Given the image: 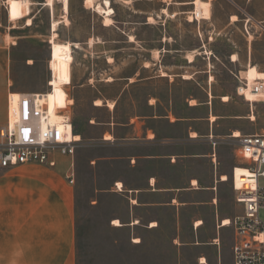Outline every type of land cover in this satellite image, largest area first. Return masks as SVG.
Returning a JSON list of instances; mask_svg holds the SVG:
<instances>
[{"label": "rangeland", "instance_id": "obj_1", "mask_svg": "<svg viewBox=\"0 0 264 264\" xmlns=\"http://www.w3.org/2000/svg\"><path fill=\"white\" fill-rule=\"evenodd\" d=\"M16 1L26 4L27 9L21 11L18 19L24 18L15 23V31L10 38L14 42L11 53V74L16 87L14 93L46 92V104L50 107V87L47 88V82L50 81L48 61L52 21L59 22L55 41L68 44L72 54L70 81L63 84L67 85L65 88L62 87L71 103L68 109L74 131L79 135L73 157L74 183L66 185L64 182L65 189L72 195L75 205L76 264H198L197 259L200 256H204L206 264H232V226L219 229L215 226L223 218L231 219L242 211V204L235 200L231 173L233 167L240 166L241 159L235 151L236 141L229 136L236 130L240 134L264 132V95H259L252 103L246 101L235 91L237 81L234 75L240 74L243 78L240 72L249 63L264 72V36L253 43L250 58L248 47L246 49L244 37L240 32L241 29L245 32L241 28L243 22H238V29L231 25L225 26L227 14L234 6L226 0H209L212 3L214 19L220 26V35L208 46L211 55L210 83L206 81L207 74L192 78L185 74L183 78L189 76L191 79L178 77L169 87L166 82L152 85L150 78H143V83L139 84L142 78L134 73L141 63L140 51H136L134 45L124 42L101 43L104 39L122 40L124 35L110 25L112 20L108 24L109 27H104L103 16L89 7L85 0H68L67 12H64L61 0H52L51 4H47V0ZM38 2H43V6L37 4ZM191 15L179 16L175 35L180 39L184 37L189 40L190 46L194 48L199 41V26L195 20H188ZM27 17L31 19L28 26L25 25ZM241 17L240 15V19ZM115 18L128 20L130 24L127 28L130 29V34L134 33L135 28L140 31V24L136 22H140L141 17L135 16L126 8L116 7ZM148 21L153 22V18ZM155 35L156 31L150 27L144 34L147 38ZM104 51L115 54V61L108 63L104 58ZM232 53L237 55V61L233 63L229 59ZM189 57L192 59V55H188V59ZM206 69V60L201 56L192 62L191 73ZM111 78L114 81L108 82ZM204 89H210V116H217L213 123V134L218 139L217 174L225 173L228 177L227 181L221 182L218 179L216 183L215 205H207L212 202L213 192L203 189L195 193V198L202 194L198 198V204L204 205L183 208L177 221L175 215L167 211L162 215L159 227L153 230L128 225L113 226L111 223L114 219L124 223L129 204L128 199L111 191L113 181L125 177L128 183L133 184L145 171H136L130 168L128 159L118 158L120 155H133V147L107 143L105 140L111 138L108 134L104 135L103 140L104 132L102 128L96 127L94 122L106 118V109L94 110L93 101L96 99L95 105V102L100 100L97 98L115 97L123 90L125 96L120 105L119 119L129 121L130 117L136 115L150 116L151 108L148 104L151 102V95H157L160 100L157 112L160 115L165 116L167 108L170 107L176 116L189 118L188 122H177L173 125L168 124V119H162L157 125L163 134L181 139L184 135L188 137V131L193 129L198 134L208 132L209 108L205 104L208 94ZM188 100H193L192 106L188 104ZM107 105L113 108L114 103L108 102ZM250 114L254 115V120L248 118ZM151 125L150 117L146 118L143 126ZM117 134L134 136L135 133L133 129H122ZM196 144L194 151H200L205 145ZM204 149L210 152L209 145ZM56 158V166L67 170L68 157L57 155ZM198 162L199 165L191 163L189 169L208 176L210 171L206 161ZM6 170L1 168L0 174L7 172ZM208 184L209 182H201L198 186L204 187ZM214 209L217 210V217ZM194 213H197L202 221L196 231L190 222ZM262 215L263 212L260 211V216ZM214 238L218 240V245L211 244ZM133 239L138 241L134 242ZM196 240L198 243L195 244Z\"/></svg>", "mask_w": 264, "mask_h": 264}, {"label": "crops", "instance_id": "obj_2", "mask_svg": "<svg viewBox=\"0 0 264 264\" xmlns=\"http://www.w3.org/2000/svg\"><path fill=\"white\" fill-rule=\"evenodd\" d=\"M102 1L95 0V2ZM109 1L114 9L111 20L116 22L115 24H120L115 25L111 22L110 25L122 33L124 39H104L101 43L124 42L134 45L136 51L141 53L140 66L134 73L142 78L140 81L143 78H150L152 85L166 82L169 87L178 77L183 78L185 74L190 75L191 78L199 74H207V83L208 78H212L209 69L211 55L208 46L220 35V26L214 19L211 1L203 0L209 3V17L195 20L199 26V41L194 48L190 46L189 40H185L184 37L181 40L175 35V25L179 16L189 14L193 16L192 0ZM226 1L234 8L227 14L225 26L231 25L238 29V22L240 20L243 22L241 28L245 32L242 29L240 32L251 58L253 43L259 37L264 36V0ZM8 2L9 0H0V126L6 121L7 94L16 90L11 74V53L14 42L10 38H12V32L15 31V23L24 18L10 20ZM42 3L38 2L37 4L42 5ZM119 6L131 11L137 17H141L140 22H136V24H140V31L135 28L134 33L130 34L131 31L127 28L130 24L128 20L115 18L116 7ZM240 15L242 19H240ZM149 16H152L153 22L148 21ZM192 22L194 21L192 20ZM110 25H104V27ZM148 27L156 31L155 37L144 36ZM129 36H133V41H129ZM186 43L188 45H185ZM188 55H192V59H188ZM233 55L236 54L232 53L229 56L232 63L234 62ZM198 56L206 60L208 69L191 73L192 62ZM104 58L108 63H111L115 61V54H108L107 51H104ZM145 63L148 65L146 66ZM129 80L131 81V79ZM113 81L114 79L111 78L108 82ZM142 83L143 81L139 84ZM204 91L208 94V99L205 102L209 108L208 132L198 134L193 129V131H188L189 138L184 135L181 139L163 134L157 125L162 119H168V124L173 125L177 122H188L189 118L176 116L170 107L167 108L165 116L160 115L157 112L160 103L157 95H151V102L148 104L151 108L150 116L136 115L130 117L129 121L119 119L120 105L125 96L123 90L115 97L97 98L103 103L100 106L94 105L96 99L93 101L94 110L106 109V118L94 122L96 127L102 128L103 140H105L104 135L108 134L111 138L105 140L107 143L126 148L133 147L135 149L133 155H120L118 158L128 159L130 168H134L136 171H145V174L135 179L133 184L128 183L125 177L113 181L111 191L129 201L124 223L119 220L122 226L146 227L153 230L159 227L162 215L167 211H171L177 221L183 208L204 205L203 203L198 204L200 202L198 198L202 194L195 198V193L203 189L213 192L212 202L207 205H213V203L215 205L216 183L218 179L221 181L220 175L226 174H217L219 163L216 149L218 144L214 149L208 140L209 135L216 138V135L213 134L215 120H211L212 124L209 122L212 113L210 89H204ZM191 101L193 100H188V104L192 106ZM108 102L114 103L113 108L112 106L108 107ZM148 117H150L152 125L144 127L143 124ZM122 129H133L135 134L134 136L118 135L117 133ZM192 133L196 134L195 137L192 136ZM197 138L199 140H195ZM180 143L181 145H179ZM196 143L205 145L200 151H194ZM208 145L210 152H206L204 149ZM212 152L215 153L214 161L211 157ZM201 160L206 161L205 164L209 167L210 174L208 176L199 174V171L194 173L193 169H189L191 163L198 164V161ZM67 162H70L69 157ZM18 168L21 169L17 170ZM6 171L0 174V264H76V213L72 195L66 191L64 185V182L66 185H72L66 180L67 170L57 166L26 163L7 168ZM193 181H196V184ZM201 182L203 184L209 182V184L199 187L198 184ZM115 183L120 186L119 190L115 188ZM214 211L217 217V210L214 209ZM195 220H201L197 213H194L190 218L192 227ZM154 222L156 225L151 226ZM220 223H216V229L223 227ZM121 225L113 226L121 227ZM218 225H220L219 228H217ZM197 227L196 229L193 227V230L196 231ZM213 241H216V238L211 243L216 245ZM194 243L196 244L198 241L196 240Z\"/></svg>", "mask_w": 264, "mask_h": 264}, {"label": "built area", "instance_id": "obj_3", "mask_svg": "<svg viewBox=\"0 0 264 264\" xmlns=\"http://www.w3.org/2000/svg\"><path fill=\"white\" fill-rule=\"evenodd\" d=\"M234 76L237 81L235 91L244 99L247 89L264 93V77L249 85L240 74ZM210 81L209 77L208 83ZM46 99V92H19L16 98L13 92L7 94L6 121L0 126V168L26 163L53 167L57 165V155L67 156L70 162L65 177L73 184V157L79 141L75 139L68 109L71 104L56 107L52 114ZM209 122L212 124L211 120ZM229 137L236 141L240 166L248 172L240 175V186L233 184L235 200L242 204V211L230 219L232 264H264V132L238 136L231 133ZM208 140L215 149L218 140L212 135ZM211 157L214 161V152ZM115 188L119 190L120 186L115 183ZM193 227L196 229L197 226L193 224ZM213 243L218 245L217 240ZM197 262L201 264L199 258Z\"/></svg>", "mask_w": 264, "mask_h": 264}, {"label": "bare ground", "instance_id": "obj_4", "mask_svg": "<svg viewBox=\"0 0 264 264\" xmlns=\"http://www.w3.org/2000/svg\"><path fill=\"white\" fill-rule=\"evenodd\" d=\"M61 1L63 4L64 12H67L68 0H61ZM51 3H52V0H47V4H51ZM85 3L103 16L104 25L110 24V20H111L110 15L114 12V10L109 0H103L100 3L99 2L95 3L94 0H85ZM8 4H9V16L11 20H17L20 16L21 11L22 10L25 11L27 9L26 4H20L16 0H9ZM192 4L194 5V13H193V16L192 15L189 16L188 20L194 21V20H199L201 18L209 17V3L208 2H205L203 0H192ZM164 12H166V10H164ZM65 20L67 21V19ZM148 20H152V17L150 16ZM30 24H31V19L27 18L25 25L28 26ZM58 25H59L58 21H52L50 23V31H51V36L49 39L50 55H49V61H48L50 81H48L49 83L47 84V86L48 88L50 87V107L48 108L52 114L56 107H63V106H66L68 103H70V100L68 99V95L62 86L63 84H67L70 81V64L72 61V54H71V50L68 44L55 41L56 33L58 30ZM129 39L130 41H132L133 37L130 36ZM189 58L191 59V57ZM232 60L236 61L237 56L233 55ZM240 73L243 74V78H245L249 82V85H251L255 79L264 77V72L259 71L255 65L250 64V63ZM184 78H189V76H185ZM17 95L18 93H14L15 98L17 97ZM259 95L262 96L264 95V93H256L252 91L251 89L245 90V96H246L245 100L246 101L254 102L256 101V98ZM223 99L226 100V97H224ZM95 105H98V106L101 105V101L97 100L95 102ZM215 118L216 117L214 115L210 116V120L212 121H214ZM248 118H250L251 120H254V115L250 114ZM233 133H234V136L240 135V133L237 130L234 131ZM195 135H196L195 133H192V136H195ZM75 139L78 141L79 135H75ZM234 168L231 170L232 183L233 184L235 183L236 186H240V180H241L240 175L248 174V172L241 166H235ZM233 172H234V177H233ZM245 178L246 177H243L242 179H245ZM220 180L221 181L227 180L226 175H221ZM193 183L196 184V181H193ZM221 221H222L223 227L230 225V219L227 217L223 218ZM112 224L115 226H120L121 222L118 219H114ZM201 224H202L201 220H197L195 222L196 226H200ZM154 225H156L155 222L151 224V226H154ZM133 241L137 242L138 239H133ZM199 259H200L201 264L207 263L204 256H200Z\"/></svg>", "mask_w": 264, "mask_h": 264}, {"label": "trees", "instance_id": "obj_5", "mask_svg": "<svg viewBox=\"0 0 264 264\" xmlns=\"http://www.w3.org/2000/svg\"><path fill=\"white\" fill-rule=\"evenodd\" d=\"M75 135H77V134H75Z\"/></svg>", "mask_w": 264, "mask_h": 264}]
</instances>
